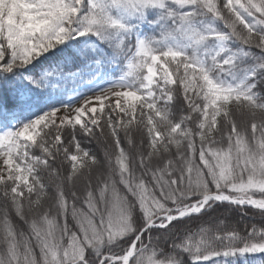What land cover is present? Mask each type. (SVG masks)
<instances>
[{
    "label": "snow or ice",
    "instance_id": "obj_1",
    "mask_svg": "<svg viewBox=\"0 0 264 264\" xmlns=\"http://www.w3.org/2000/svg\"><path fill=\"white\" fill-rule=\"evenodd\" d=\"M0 264H264V0H0Z\"/></svg>",
    "mask_w": 264,
    "mask_h": 264
}]
</instances>
